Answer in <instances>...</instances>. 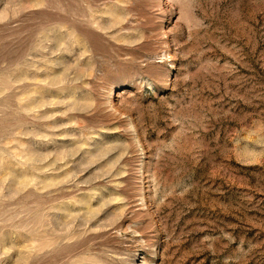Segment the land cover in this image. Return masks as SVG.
I'll return each mask as SVG.
<instances>
[{
  "label": "rangeland",
  "instance_id": "obj_1",
  "mask_svg": "<svg viewBox=\"0 0 264 264\" xmlns=\"http://www.w3.org/2000/svg\"><path fill=\"white\" fill-rule=\"evenodd\" d=\"M0 264H264V0H0Z\"/></svg>",
  "mask_w": 264,
  "mask_h": 264
}]
</instances>
